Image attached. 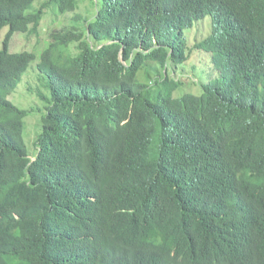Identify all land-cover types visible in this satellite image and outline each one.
<instances>
[{"label":"trees","instance_id":"1","mask_svg":"<svg viewBox=\"0 0 264 264\" xmlns=\"http://www.w3.org/2000/svg\"><path fill=\"white\" fill-rule=\"evenodd\" d=\"M47 17L29 159L8 47ZM5 27L0 264H264V0H0Z\"/></svg>","mask_w":264,"mask_h":264},{"label":"rangeland","instance_id":"2","mask_svg":"<svg viewBox=\"0 0 264 264\" xmlns=\"http://www.w3.org/2000/svg\"><path fill=\"white\" fill-rule=\"evenodd\" d=\"M88 2L83 1L74 14H68L60 20V24L55 28L60 29L68 23V19L76 14H86ZM42 22L41 34L38 37L26 36V34L15 33L9 43V53H21L28 52L36 56L35 61L29 66L27 71L18 81L17 87L10 91L8 99L13 105L21 110H26L27 115L23 118V139L27 148L28 158L33 159L36 155L35 143L40 135L42 118L45 116L47 101L49 99V91L45 86L46 77L41 75L36 65L39 60L40 54L46 49L49 39L48 20ZM8 28L5 27L0 31V47L7 34ZM209 33V17H206L202 22L196 23L190 30L186 32L187 44L191 48L195 43L199 42L207 36ZM75 45H71L69 51L74 52ZM200 56V55H199ZM193 58L199 59L195 52ZM204 61L207 63V55L205 54ZM178 74V72H177ZM175 74V75H177ZM181 80L185 82L186 86H189L191 82L196 81L190 79L189 68H184L181 73ZM197 90V89H196ZM188 92L189 90L186 89ZM42 93L43 98L38 96V93Z\"/></svg>","mask_w":264,"mask_h":264}]
</instances>
